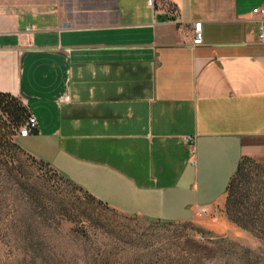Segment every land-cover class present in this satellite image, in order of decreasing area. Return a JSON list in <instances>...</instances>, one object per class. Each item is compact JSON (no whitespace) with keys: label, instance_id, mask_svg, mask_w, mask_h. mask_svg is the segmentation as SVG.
<instances>
[{"label":"crops","instance_id":"0c3cea01","mask_svg":"<svg viewBox=\"0 0 264 264\" xmlns=\"http://www.w3.org/2000/svg\"><path fill=\"white\" fill-rule=\"evenodd\" d=\"M164 1L0 0V92L38 121L15 139L30 155L174 223L222 204L242 157L264 163V0Z\"/></svg>","mask_w":264,"mask_h":264},{"label":"rangeland","instance_id":"374dc122","mask_svg":"<svg viewBox=\"0 0 264 264\" xmlns=\"http://www.w3.org/2000/svg\"><path fill=\"white\" fill-rule=\"evenodd\" d=\"M248 170L243 219L264 213V164ZM89 202L52 167L21 152L0 157V264H264V234L233 222L225 201L207 217L172 224ZM90 205L120 234L86 221L81 209ZM193 244L216 250L191 263Z\"/></svg>","mask_w":264,"mask_h":264},{"label":"trees","instance_id":"16d2710c","mask_svg":"<svg viewBox=\"0 0 264 264\" xmlns=\"http://www.w3.org/2000/svg\"><path fill=\"white\" fill-rule=\"evenodd\" d=\"M0 112V157H6L10 153L15 154L16 152H21L26 154V156L32 162H38L41 166H50L47 162L38 160L28 152L23 150L17 144L16 140H13L11 138V135L16 136L17 130L20 127L24 126L28 122L29 117L32 115L29 112L28 108L20 101V99L9 93L0 92ZM35 131L36 129H33L31 133ZM263 164L264 163L255 161L254 159L247 156H244L239 160L237 168L226 187L225 207L230 214L231 220L235 222L239 227L247 231H251V229L253 228L255 231H260L264 234V213L258 215L259 218H257L258 216L256 215L253 217L252 212V216L250 215V217H244V219L237 216L238 212H240L243 216L250 213L248 208L245 206V202L248 200V195L246 194V191L243 190L245 184H248L250 181V174L248 172L251 171L248 170L249 165L260 168ZM73 184L79 190H82L85 193L86 198H88V200L90 201L89 203H97L110 208L111 210L113 209L109 207L108 204L104 201L96 198L88 191L84 190L81 186L75 183ZM89 209L90 211L81 209L86 216V221L88 220L89 223L93 225H99L107 232L120 234L121 229H119L118 231L115 226H112V223H107L106 221L103 222L101 220V217L95 212V209L92 205H90ZM166 223L172 224L173 222ZM189 247L190 250L188 251V253H186V256H188L186 261H189L190 259L191 263L193 262V260L195 261V259L200 260L201 258H203L204 254L207 255L208 253L214 252L216 250L213 249V251L212 249H208L205 246H200L197 244H193ZM246 251L248 252L249 250Z\"/></svg>","mask_w":264,"mask_h":264},{"label":"built area","instance_id":"2783aa9c","mask_svg":"<svg viewBox=\"0 0 264 264\" xmlns=\"http://www.w3.org/2000/svg\"><path fill=\"white\" fill-rule=\"evenodd\" d=\"M158 3H160L167 10L171 9L169 5L167 4V2H165L164 0H147V5L151 7L152 9H155ZM253 12L258 13L259 15H264V7L254 8ZM202 41H203L202 22L198 21V22H195L193 25L192 34H191V43L192 45L197 46V45L202 44ZM259 41L260 43H264V29H262L259 35ZM0 115H1V112H0ZM37 123L38 121L36 117L31 115L28 119V122L17 130V134L15 138L17 136H27L28 134H30L33 129H37ZM184 141L186 143L190 156H194L195 150H196L195 137L188 135L184 137ZM212 213L213 211L211 207H208V206L198 207L193 212L194 216H197V217H207L211 215Z\"/></svg>","mask_w":264,"mask_h":264}]
</instances>
